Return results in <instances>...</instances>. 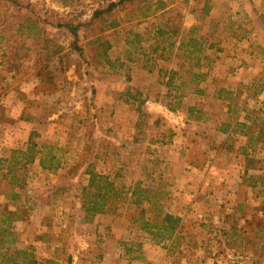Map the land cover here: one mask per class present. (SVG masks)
<instances>
[{
  "label": "rangeland",
  "instance_id": "rangeland-1",
  "mask_svg": "<svg viewBox=\"0 0 264 264\" xmlns=\"http://www.w3.org/2000/svg\"><path fill=\"white\" fill-rule=\"evenodd\" d=\"M107 1L0 0V219L6 209L17 212L19 217L11 229L17 235V246L31 250L40 264L52 257L62 264H125V248H131L126 253L134 258L140 256L144 242L154 251L182 243L181 238L176 239L167 247L168 240L156 242L132 224L130 213L134 210L128 204L129 197L115 213L84 222L79 188L86 183L87 175L82 172L84 166L75 174L70 172L73 165L93 162L97 172L129 192L138 182L162 187L167 192L168 208L172 198L178 197L174 190L183 170L189 175L197 169L187 164L193 163L191 153L197 157L206 150L209 166L224 164L222 155H212L216 148L208 140L224 118H238L244 110L254 119L248 133L259 131L264 139V103L260 98L264 78L228 79L223 74L221 38L211 30L206 0H164V9L155 12L154 4L148 6L156 0H134L119 6L111 15L95 19L79 32L84 52L78 56L69 46L70 33L52 25L60 19L87 20ZM206 4L208 12L204 13ZM27 17L36 22L39 34L35 38L16 33L17 24L25 23ZM113 18L118 25L111 26ZM168 18L174 19L169 23L185 29L198 25L199 33H205L207 42L214 44L206 49L211 61L204 69V92L183 99L185 105L196 104L203 109L204 124L188 121L184 109L172 112L165 106L169 101L165 96L166 79L172 69H177L180 58L175 47L169 58L162 60L151 56L147 46L154 42L150 33L155 26L166 23ZM136 33L140 36L134 38ZM96 36L112 44L107 56L113 68L103 58H97L88 44ZM56 45L68 55L74 52L70 55L74 64L58 75L54 92L43 93L38 90L35 76L37 53ZM232 85L234 91L230 90ZM128 91H139L141 99L145 98L142 115L136 110L138 100L130 98ZM228 105L234 111H228ZM32 133L41 147L39 156L51 147L59 161L57 168L44 169L37 160L17 162L18 151L26 148ZM12 157L16 162L8 172ZM13 175L21 186L9 184ZM12 192L18 194L13 200ZM170 209L174 211L175 207ZM194 227L190 221L181 233H192ZM246 255L252 256L254 264L256 256L249 253L242 258ZM68 256L72 258L70 263L66 262Z\"/></svg>",
  "mask_w": 264,
  "mask_h": 264
},
{
  "label": "crops",
  "instance_id": "crops-1",
  "mask_svg": "<svg viewBox=\"0 0 264 264\" xmlns=\"http://www.w3.org/2000/svg\"><path fill=\"white\" fill-rule=\"evenodd\" d=\"M206 2L211 30L221 38L223 74L228 79L264 78V0ZM230 90L234 91L233 85ZM260 94L264 103V88ZM232 118H224L215 128L216 134L208 137L216 148L210 152L215 157L222 155L224 164L209 166L206 150L197 157L191 153L193 163L187 164L197 169L189 175L183 170L174 190L178 197L168 204L171 212L194 222L192 233L168 240L167 247L182 239L169 249L154 251L144 242L139 257H129L123 249L125 264H245L242 257L249 253L256 256L254 264H264V139L259 131L248 133L254 119L244 110ZM173 206L174 211L170 209Z\"/></svg>",
  "mask_w": 264,
  "mask_h": 264
},
{
  "label": "trees",
  "instance_id": "trees-1",
  "mask_svg": "<svg viewBox=\"0 0 264 264\" xmlns=\"http://www.w3.org/2000/svg\"><path fill=\"white\" fill-rule=\"evenodd\" d=\"M134 0H108L106 4L97 7L92 12L87 20H58L55 28L66 29L72 40L70 48L76 51L78 56L83 55L84 46L79 44V32L86 26L90 25L95 19H100L103 15H111L117 7H124ZM154 4V12L158 9H164L166 1L156 0L148 7ZM207 6L204 13H207ZM174 20V19H173ZM168 18L166 23L157 25L150 33L153 43L148 45L147 50L151 56H157L162 60H167L168 54L175 47L176 56L180 58L177 64V69H172L166 79L167 94L169 98L166 103L168 110L175 112L179 109H184L187 118L190 120L199 121L204 118V111L196 104L185 105L183 99L189 94H202L204 90L201 83L206 79L207 71L211 61L210 55L206 49L212 48L213 43L207 42V37L199 33V26L192 25L189 28H183L181 25H173ZM118 25V22L113 18L111 26ZM181 31V32H180ZM17 35H24L28 38H35L38 34L36 22L27 17L25 23L20 21L17 24ZM139 33L134 34V38L139 37ZM149 39V38H148ZM140 42V39L139 41ZM88 44L92 45L91 49L95 51L97 58H103L108 67H114L113 61L107 56L108 50L112 44L108 39L100 40L98 36L94 37ZM45 50V47H44ZM62 51L60 45H56L52 50L46 49L44 53L38 51L37 65L35 68V76L38 80V90L41 92H54L57 88V78L60 73L69 70L74 64L70 55ZM79 71V69H77ZM79 74V73H78ZM223 90V89H222ZM128 96L134 100H138L137 112L143 114L141 105L145 102V98L141 99L142 93L139 91H128ZM29 120V117H26ZM34 133L30 134L25 149L18 151L19 161L25 164L33 163L36 160L44 169H55L59 166L55 155L52 153L51 147H47L44 155L39 156L41 147H38L34 141ZM46 147V146H44ZM16 157L10 158L8 172L15 165ZM24 164V165H25ZM83 167V174L87 175V181L79 188V196L81 199V210L83 213V221L91 222L97 215L115 213L121 202L127 200L128 204L133 208L130 213V221L139 230L148 234L149 238L156 242L170 240L176 238L190 223L189 220H184L182 216L171 212L165 205L167 192L162 187H148L138 182L129 192L124 186H119L109 176L99 173L94 168V163L86 161L73 165L72 172L75 174L79 168ZM9 184L13 187L21 186L17 178L13 175L10 178ZM18 197L15 192L11 193V199ZM0 219V264H40L41 261L27 249L17 246V235L12 232V223L18 219L17 212L13 210H4L3 217ZM125 251H131V248H125ZM72 261L71 256H68L66 262ZM44 264H62L55 258L44 260Z\"/></svg>",
  "mask_w": 264,
  "mask_h": 264
},
{
  "label": "built area",
  "instance_id": "built-area-1",
  "mask_svg": "<svg viewBox=\"0 0 264 264\" xmlns=\"http://www.w3.org/2000/svg\"><path fill=\"white\" fill-rule=\"evenodd\" d=\"M244 258H245L247 264H251V258H252L251 255H246Z\"/></svg>",
  "mask_w": 264,
  "mask_h": 264
}]
</instances>
